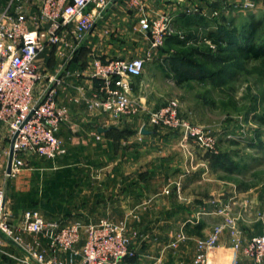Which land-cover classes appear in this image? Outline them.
I'll return each mask as SVG.
<instances>
[{
    "label": "built area",
    "instance_id": "1",
    "mask_svg": "<svg viewBox=\"0 0 264 264\" xmlns=\"http://www.w3.org/2000/svg\"><path fill=\"white\" fill-rule=\"evenodd\" d=\"M33 2L8 0L0 10V125L8 134L9 147L12 140L13 148L9 173L7 161L3 168L8 177H16L33 155L55 158L67 153L57 132L66 122L69 110L60 101L59 93L61 88L73 87L72 99L77 101V78L85 77L93 82L90 93L83 98L88 108L105 112L111 119L138 114L139 103L131 95L133 80L142 73L145 61L152 55L147 51L144 56L134 57L95 56L84 68L70 70L68 63L77 45L115 0H39L36 9ZM136 4L140 14L134 30L148 39L150 48L162 46L171 35L185 38L184 31L173 27L169 12L150 14L144 5ZM230 5L254 11L259 1L233 0ZM217 16L216 11L211 13V17ZM204 41L214 49V42L206 38ZM46 45L54 48L60 62L53 72L43 73L36 57ZM42 80L44 84L38 86ZM67 80L71 83L67 84ZM80 90L84 91L82 86ZM177 104L175 98L167 100L149 112V121L178 125ZM182 125L186 137L200 141L206 150H213L216 138L212 133L186 123ZM96 137L99 138L98 132ZM5 202L0 184V253L15 264H125L127 257L137 255L123 224L105 218L95 222L49 218L37 209H27L22 212V224L17 225L6 217ZM210 204L221 221L208 234L195 239L194 254L187 264H207V252L217 245L224 230L235 251L240 250L252 264H264V230L243 241L240 215L232 212L235 201L216 198ZM259 216L263 217L261 213ZM176 238L172 242L175 247L186 236L179 232Z\"/></svg>",
    "mask_w": 264,
    "mask_h": 264
},
{
    "label": "crops",
    "instance_id": "2",
    "mask_svg": "<svg viewBox=\"0 0 264 264\" xmlns=\"http://www.w3.org/2000/svg\"><path fill=\"white\" fill-rule=\"evenodd\" d=\"M231 1L233 0H177L176 2L115 0L104 11L103 16L95 22L93 29L77 45L72 59L74 60L76 57L77 69H81L95 56L102 59L134 57L144 56L147 51H151V58L145 61L142 73L133 80L131 95L140 104H161L163 93H167L169 87L172 86L167 79L164 78L166 80L164 81L163 77L173 76L177 84H182L188 77L198 76L192 70L187 71L181 65H174L176 60L173 55L174 50L177 51L179 46L210 48L204 41L205 38L210 39V36L204 34V38L199 39V35L197 38L199 41L193 39L190 42L191 39H186V35L188 33L193 37L195 33L199 34L201 29L209 30V34L220 25H224L227 18L224 15L223 9L226 8L224 5L226 2L230 4ZM258 1L259 5L254 11L263 13L264 0ZM137 2L144 5L145 10L150 14L169 12L173 17V27L186 30L185 39L169 38L162 46L150 48L148 39L134 30L137 17L140 14ZM33 3V7L36 9L39 0H34ZM227 8L229 9L230 6ZM214 11L221 15V20L218 17H211V13ZM120 19L127 20L128 25L125 28H122L124 24H121ZM179 19L183 20L184 24L177 22ZM118 20L119 22H117ZM130 28L134 36L131 35ZM188 40L189 43H187ZM201 43L203 44L201 45ZM215 48L216 46L214 49H210L215 50ZM55 60L57 61L58 58L54 48L51 45H46L38 53L36 64L43 70L47 61L50 62V66H53L52 63ZM163 61L172 63L169 71L161 68L160 65ZM56 69L54 67L49 72ZM92 83L85 77L77 78V111L70 113L77 114V118L74 120L76 122L71 125L63 123L57 134L59 137H64L67 131H71L68 130V127L77 126V138L81 142H86L92 137L90 133L94 128L100 135L99 147L88 149L82 144H78L77 148L72 150L77 153V161L75 160L77 164L75 161H69L74 163L71 166L65 162L66 159L62 161L64 164L59 166V169L65 168L63 177L60 175L62 184L66 186L68 182L71 183L69 187L66 186L69 193L65 195V203L77 198V204L73 203L77 207L75 206L72 210L67 209V213L64 212L63 206H59L57 210L47 209L45 210L46 216L63 220L77 218L84 221H96L98 218L106 217L111 220L130 221L132 219L139 221L141 209L145 207L146 203L147 205L151 204L155 210L151 216L147 217V220H152L156 224L143 230H151L150 232L155 238L170 236L174 232H185L188 235L187 240L178 243L177 247H179L178 252L180 253L171 260L170 264H187L194 254L197 236L202 237L208 234L213 225L221 221V217L212 212L213 206L210 204L211 200L220 197L221 192H216V196H214V192H211L212 196L203 198L202 202L196 200L197 205H195L192 195L187 193V189L195 180H198L193 173L195 165L191 163L190 151L187 153L170 147V141L176 142L180 139L177 135H162L161 132L152 131L147 127L145 128L146 133L139 131V133L117 136L116 142L119 144L114 141L116 145L114 143L112 145L116 134L113 130L118 127L109 121L110 117L105 112L88 108L83 99L84 95L90 93ZM42 84H44V80L40 81L38 86ZM80 86L84 91L80 90ZM66 93H70L69 90H66ZM66 93L61 92L62 95H66ZM166 95L165 102L173 98L168 93ZM134 121L138 125L144 124V119L140 117ZM99 128H104V130H99ZM188 140L190 141L189 138ZM68 154L67 151L64 157L67 158ZM94 157L97 158L95 162ZM99 157H103L104 160L101 159L102 162H99ZM188 158H190L189 165ZM30 161L33 164V159ZM200 169L204 173L206 171L214 173L219 170L211 168L209 164H204ZM182 193H184L183 196H181ZM242 201L235 200L232 212L240 215L239 225L242 227L243 241H245L253 235L260 234L264 228V197L262 193L255 192L251 193V197L246 202ZM260 213L263 215L262 218L259 216ZM53 215L58 217H51ZM18 216L21 215L18 214L16 218L14 217V223L21 225L22 221L18 220ZM142 218L145 220L144 216ZM189 227L194 228L195 231L192 233ZM26 237L30 238L31 236L26 235ZM42 244L45 247V243ZM2 258L7 259V256H0V264H5ZM8 260L15 264L11 259L8 258ZM207 264H252V261L240 250L235 251L232 248L228 232L224 230L217 245L207 252Z\"/></svg>",
    "mask_w": 264,
    "mask_h": 264
},
{
    "label": "rangeland",
    "instance_id": "3",
    "mask_svg": "<svg viewBox=\"0 0 264 264\" xmlns=\"http://www.w3.org/2000/svg\"><path fill=\"white\" fill-rule=\"evenodd\" d=\"M7 1L0 0V10L5 7ZM224 6H226L223 9L225 11L224 15L227 17L225 23L229 22L228 26H235L238 30L250 18L260 19L259 27L254 33V42L257 44L264 40L263 13L245 9L240 10L233 8L231 5L228 9V2ZM220 16L218 15L217 17L221 20ZM120 21L121 24H124L122 28L128 25L127 20L120 19ZM178 21L184 24L183 20L179 19ZM182 31L186 33V30ZM208 31L201 29L199 34H194L193 37L196 38L189 36L187 33L186 39L189 38L193 41V39L199 38V35V39H202L204 34L208 36ZM130 32L134 36L131 28ZM207 46L209 47V45ZM181 48L183 49L184 47L179 46L177 51L174 50V53H180ZM219 56L224 58L210 60L207 56H204L200 57L197 62L203 68H206L207 73L213 71L215 75L188 77L182 84H177L173 76L163 77L164 81L167 79L172 85L167 93L177 99L178 102L176 112V120L180 122L178 125L154 124L148 119L150 111L163 106L167 102H165L167 93L164 91L161 104H140L137 101L140 109L138 114L121 117L120 119H109L110 122L118 127L113 130L116 134L112 145L115 144L114 141L116 142L117 136L139 133L141 129L147 127L151 128L152 131L161 132L162 135H177L180 139L176 142L170 141V147L177 151H190L192 155L191 163L195 165L193 173L198 180H195L191 187L187 189V193L192 195L195 205H197L196 200L202 202L203 198L212 196L210 195L211 192H214V196H216L218 191L221 192L219 196L222 199L231 198L234 201L238 199L246 202L251 197V193L255 192L262 193L264 197V55L258 58H243L234 49H226ZM59 62L55 60L52 63L53 66H50V62L48 63L47 61L43 67V73L51 71L50 69H54V67L57 68ZM68 64L70 70L77 68L76 57L74 60L71 59ZM170 64L172 63L169 61H163L160 66L163 70L169 71ZM174 65L179 66L176 61ZM70 83V80H67V84ZM68 90L70 93H66V90L61 88L59 98L69 110L65 123L71 125L76 122L74 120L77 118V114L72 115L70 113L77 111V101L72 99L75 94L73 87ZM61 92L63 94L66 93V95H62ZM139 117L144 119V124L138 125L134 121ZM120 121L121 123H119ZM185 123L190 127L200 128L212 133L216 138L213 150H206L205 147L201 146V142H198L195 138L194 140L189 138V141L185 135V127L182 125ZM3 128L0 125V184L5 193L4 212L6 217L14 223V217L16 218L18 214L21 215L18 216V220L22 221V212L27 209H37L46 216L45 210L47 209L57 210L59 206H63L64 212L66 211L65 213H67V209L70 208L72 210L75 208L77 198L65 203V195L69 193L67 187L71 183L68 182L67 187L62 184L63 181L60 178L61 176L63 177L65 168L59 169V166L64 164L62 161L65 159L67 164L74 165L73 162L77 161V153L72 150L77 148L78 144H82L88 149L99 147L101 139L100 135L99 138L96 137L95 129H92L93 131L90 133L92 137L90 139L86 138V140L84 138L86 142H81L76 136L77 126L68 127V130L70 129L71 131H67L64 137H60L69 152L67 158L64 157L65 155L55 158L33 155L16 177H8L4 174L3 168L8 156L9 139L7 132ZM208 152L226 154L232 161L233 170L224 171L219 169L214 173L206 170L205 173L201 171L200 168L204 164H209L204 157ZM190 158L187 159L188 165ZM30 159H33V164ZM93 159L95 162L97 158L94 157ZM98 159L99 162H102L101 159L104 160L103 157ZM61 196L63 198H60ZM220 197L216 198L219 199ZM73 203L76 204L73 205ZM154 210L151 204L147 205L146 203L139 214V221L132 219L130 221L111 220L101 217L125 226L126 234L137 250L135 264H170L171 260L180 253L178 252V245L176 247L172 245V242L177 239V232L170 236L155 238L151 234V230H143L156 224L152 220H147V217L151 216ZM141 214H143L142 216H144L145 220L141 219ZM51 217L58 216L53 215ZM189 228L192 233L195 231L194 228ZM183 233L186 238L180 240V242L187 240L188 235L185 232ZM6 247L12 249L10 245ZM2 260L5 264H12L8 258H2Z\"/></svg>",
    "mask_w": 264,
    "mask_h": 264
},
{
    "label": "trees",
    "instance_id": "4",
    "mask_svg": "<svg viewBox=\"0 0 264 264\" xmlns=\"http://www.w3.org/2000/svg\"><path fill=\"white\" fill-rule=\"evenodd\" d=\"M259 21L260 19L255 20L252 17L240 28V30H238L235 26H228L226 24L220 25L219 28L208 34L211 41L215 43V50H211L205 46L197 48L184 47L183 49L181 48L180 53L176 52L173 54L176 59L175 61L179 65H182V67L187 71L192 70V72L198 76H206L215 75V72L210 71L207 73L206 68H203L199 65L200 63H197L200 57L207 56L210 60L220 58L223 59L224 57L219 56V54L224 52L226 49H234L243 58H258L259 56H263L264 40L257 44L254 42V33L259 27ZM169 38L179 40V36L176 34L169 36L166 40ZM204 157L208 160L209 166L213 169H222L224 171L233 170L232 161L224 153L208 152ZM136 259L137 255L127 257L125 264H135Z\"/></svg>",
    "mask_w": 264,
    "mask_h": 264
},
{
    "label": "water",
    "instance_id": "5",
    "mask_svg": "<svg viewBox=\"0 0 264 264\" xmlns=\"http://www.w3.org/2000/svg\"><path fill=\"white\" fill-rule=\"evenodd\" d=\"M99 130H104V128H99ZM141 132L146 133L147 130L141 129ZM12 155H13V148H12V140H11L10 147H9V155H8V158H7V166H6V172L7 173H9V171H10Z\"/></svg>",
    "mask_w": 264,
    "mask_h": 264
}]
</instances>
